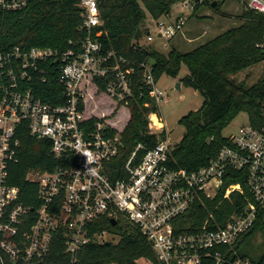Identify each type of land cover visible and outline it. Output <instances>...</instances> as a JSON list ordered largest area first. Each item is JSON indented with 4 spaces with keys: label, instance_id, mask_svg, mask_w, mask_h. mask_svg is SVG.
<instances>
[{
    "label": "built area",
    "instance_id": "obj_1",
    "mask_svg": "<svg viewBox=\"0 0 264 264\" xmlns=\"http://www.w3.org/2000/svg\"><path fill=\"white\" fill-rule=\"evenodd\" d=\"M213 2L218 0H178L174 19L172 10L151 19L155 32H146L147 42L155 37L170 40L188 18ZM233 2L264 15V0ZM28 3L0 0V9L16 12ZM78 4L85 35L69 40L66 49L0 51V264H75L83 245L113 238L105 231L90 235L102 218H123L138 227L157 264H202L205 259L213 264H254L232 254L243 235L254 229L260 241L264 232V104L260 123L247 121L225 136L227 143L204 166L175 169L169 161L174 145L159 110L164 93L155 87L151 63H143V81L157 107L148 114L153 127L149 133L164 131L165 138L151 148L138 143L122 156L123 129L118 131L104 115H86V98L94 89L113 100L117 110L129 108L134 68L125 57L104 48L99 0ZM52 76L63 88V100L54 106L36 93V86ZM24 130L49 143L55 162L29 167L25 180L26 194L33 191L31 203L12 183ZM221 189L223 200L235 192L241 195L238 211L222 225L210 215L194 232L178 229L180 216L195 203L204 205V198H216ZM56 243L60 251L52 255Z\"/></svg>",
    "mask_w": 264,
    "mask_h": 264
},
{
    "label": "trees",
    "instance_id": "obj_2",
    "mask_svg": "<svg viewBox=\"0 0 264 264\" xmlns=\"http://www.w3.org/2000/svg\"><path fill=\"white\" fill-rule=\"evenodd\" d=\"M177 1L99 0L101 28L104 30L100 40L106 50L122 55L134 68L130 118L121 133L122 156L130 153L138 143L151 148L159 138H165L164 131L149 133L146 115L156 111L157 107L143 81L141 65L151 63L155 80L162 74L176 77L181 65L187 67L188 74L181 80L204 99L197 110L189 111L179 119L185 131L173 146L169 161L175 169L195 170L204 166L227 143L222 131L239 113H246L247 121L253 125L260 123L264 104V71L251 85L235 82L231 76L264 61V15L243 10L237 17V26L187 52L172 48L165 54L141 44V27L146 12L158 19L170 12ZM208 6L213 7L210 3ZM82 21L83 9L78 0H29L27 7L20 11L0 9V51L14 47L22 50L51 47L62 51L69 40L83 38ZM1 84L0 76V98ZM36 87V93L43 102L53 106L62 102L63 88L55 77ZM27 134L25 130L21 131L20 163L13 170L12 183L20 187L23 199L31 203L33 191L26 194L28 181L25 180L29 167H44V163L53 165L55 162L49 143L39 142ZM232 182L237 183L238 179L234 178ZM223 191L221 189L216 198H204V205L195 203L189 212L178 218V229L194 232L210 215L222 225L227 216L238 211L241 201L238 192L233 193L231 199L223 200ZM100 231L112 235L116 241L113 242V238L104 242L91 240L80 249L75 264H139V260L157 264L150 242L138 227L127 220L120 218L112 225L109 219L102 218L92 226L90 235ZM252 236L254 229L234 243L233 258H248L239 252L238 247ZM59 251L57 243L54 244L51 254L56 255ZM250 260L254 264H264V253L258 260ZM202 264L213 262L205 259Z\"/></svg>",
    "mask_w": 264,
    "mask_h": 264
},
{
    "label": "rangeland",
    "instance_id": "obj_3",
    "mask_svg": "<svg viewBox=\"0 0 264 264\" xmlns=\"http://www.w3.org/2000/svg\"><path fill=\"white\" fill-rule=\"evenodd\" d=\"M217 7H202L194 16L186 20L182 30L168 41L154 38L153 42H147L145 34L149 30L155 32V26L152 24V17L146 12L145 21L141 27L142 36L140 43L147 47H154L158 51L168 53L172 48L180 52H187L193 48L207 42L221 32L237 26L239 21L237 17L245 10L241 5L236 4L233 0H218ZM172 19L175 18L177 6L173 5ZM163 41V42H162ZM264 71V61L259 62L251 67L245 68L231 76L235 82H243L246 85L255 83ZM188 74L187 67L181 65L176 77L162 74L156 81L155 87L164 93L160 102V114L163 123L167 129V136L170 142L175 145L184 133V127L179 124V119L189 111L197 110L202 102L203 96L198 91L186 86L182 77ZM180 82V89L176 83ZM90 98H86V115L100 117L104 115L114 127L121 131L127 125L130 118V111L127 106L119 107L113 100L109 99L102 92L94 93L90 89ZM149 114V113H148ZM146 115L147 119L149 115ZM247 122V114L239 113L235 116L227 127L222 131L224 136L229 133H235L240 125ZM149 123V122H148ZM150 127L153 128L150 124ZM260 241L254 236L242 242L238 247L241 254H245L249 259L258 260L264 253V232L260 233ZM116 241L115 238L112 239ZM139 264H150L148 261L139 260ZM115 264V263H112Z\"/></svg>",
    "mask_w": 264,
    "mask_h": 264
},
{
    "label": "water",
    "instance_id": "obj_4",
    "mask_svg": "<svg viewBox=\"0 0 264 264\" xmlns=\"http://www.w3.org/2000/svg\"><path fill=\"white\" fill-rule=\"evenodd\" d=\"M214 5H215V2L212 3V6H214ZM177 88H178V84H177ZM111 223H112V225H115L116 221L115 220H111Z\"/></svg>",
    "mask_w": 264,
    "mask_h": 264
},
{
    "label": "crops",
    "instance_id": "obj_5",
    "mask_svg": "<svg viewBox=\"0 0 264 264\" xmlns=\"http://www.w3.org/2000/svg\"><path fill=\"white\" fill-rule=\"evenodd\" d=\"M163 42V41H162ZM156 49V48H155ZM157 81V80H156ZM177 84H178V89H180V82H177L176 83V87H177Z\"/></svg>",
    "mask_w": 264,
    "mask_h": 264
}]
</instances>
